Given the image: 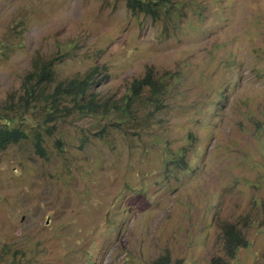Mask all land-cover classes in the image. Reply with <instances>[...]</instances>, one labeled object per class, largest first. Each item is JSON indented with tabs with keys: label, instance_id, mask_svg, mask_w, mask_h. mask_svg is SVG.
<instances>
[{
	"label": "rangeland",
	"instance_id": "obj_1",
	"mask_svg": "<svg viewBox=\"0 0 264 264\" xmlns=\"http://www.w3.org/2000/svg\"><path fill=\"white\" fill-rule=\"evenodd\" d=\"M170 1L155 18L128 0H0V113L51 59L50 91L95 72L99 104L65 98L49 121L36 102L29 138L0 150V264H264V0ZM149 73L166 90L122 110ZM229 224L247 240L234 258Z\"/></svg>",
	"mask_w": 264,
	"mask_h": 264
},
{
	"label": "trees",
	"instance_id": "obj_2",
	"mask_svg": "<svg viewBox=\"0 0 264 264\" xmlns=\"http://www.w3.org/2000/svg\"><path fill=\"white\" fill-rule=\"evenodd\" d=\"M170 0H128V5L135 9L141 10L147 14L153 15L157 18L159 7L167 4ZM162 2L164 4H162ZM53 60L43 61L38 63L35 70L25 77L23 84L24 94L20 98L19 110L17 115L10 116L6 112L0 113V150L8 148L12 143H19L29 138L26 132L24 123L29 120L27 116L29 113H34V103L43 101L45 105H49L50 110L46 111V118L49 121H56V114L61 106V102L68 97L74 100L78 110L84 113L98 112L99 104L93 100H87L90 89L92 88L97 74L91 72L83 79H74L71 81H60L55 84L53 91H50V84L56 83ZM163 81H157L149 73L141 80H135L129 90V94L124 100L122 110H130L131 102L135 95L141 94L146 87L152 89L154 99L160 96L162 91L166 90V85L161 84ZM161 84V86H160ZM126 102V103H125ZM16 105L11 102L9 110H13ZM34 146L39 155L46 157L47 151L44 146L43 136L41 133H36L34 136ZM225 236V250L227 254L234 258L236 252L247 246V240L242 235L241 231L235 225H227L224 227ZM213 264H226L222 259L213 261Z\"/></svg>",
	"mask_w": 264,
	"mask_h": 264
}]
</instances>
